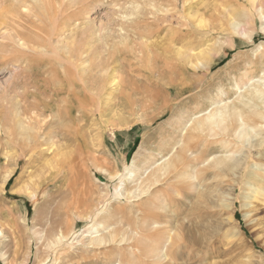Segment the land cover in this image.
<instances>
[{"label":"rangeland","instance_id":"374dc122","mask_svg":"<svg viewBox=\"0 0 264 264\" xmlns=\"http://www.w3.org/2000/svg\"><path fill=\"white\" fill-rule=\"evenodd\" d=\"M31 1L0 0V264H264V142L196 127L264 83V0Z\"/></svg>","mask_w":264,"mask_h":264},{"label":"bare ground","instance_id":"6f19581e","mask_svg":"<svg viewBox=\"0 0 264 264\" xmlns=\"http://www.w3.org/2000/svg\"><path fill=\"white\" fill-rule=\"evenodd\" d=\"M12 1V0H11ZM31 0H19V2H21L20 3V6H22L23 8L22 9H24V10H26V12L28 11V9L30 10L31 9V7H29L30 6V2ZM36 1V4L34 5L35 7L34 8H37L38 9V11L39 10H45V14L46 15H48L49 16V14H50V6H49V0H34V2ZM37 1H41V3L43 4V5H41V7H39V5H38V3L39 2H37ZM52 1V0H51ZM54 1H56V0H54ZM251 1V0H250ZM253 1V4L255 3L254 1L255 0H252ZM32 2V1H31ZM57 2V1H56ZM56 2H54V3H56ZM68 2V1H67ZM66 2V3H67ZM86 2V1H85ZM51 3H53V2H51ZM69 3V2H68ZM67 3V4H68ZM71 3V2H70ZM69 3V4H70ZM75 3V2H74ZM250 3V2H249ZM258 3V2H257ZM17 4V3H16ZM66 4V5H67ZM257 6H258V4H256ZM44 6V7H43ZM57 6V5H56ZM79 6H80V4H79ZM253 6H255V5H253ZM260 6V5H259ZM33 7V6H32ZM58 7V6H57ZM70 7V6H69ZM78 7V6H77ZM62 8H63V5H62ZM65 8V7H64ZM10 9V8H9ZM68 9V8H67ZM71 9V8H70ZM82 9V8H81ZM21 10V9H20ZM54 10V9H53ZM57 10V9H56ZM61 10V9H60ZM23 11V10H22ZM84 11V10H83ZM25 12V14H28V12L26 13ZM43 12V11H42ZM64 12V11H63ZM69 12V11H68ZM65 13H67V12H65ZM19 14H20V12H19ZM44 14V15H45ZM23 15V14H22ZM39 15H41V13L39 14ZM9 16V15H8ZM26 16V15H25ZM34 16V15H33ZM54 16V15H53ZM20 17V16H19ZM18 17V18H19ZM36 17V16H35ZM38 17V16H37ZM43 17H45V16H43ZM50 18V17H49ZM13 19V18H12ZM24 19V18H23ZM22 19V20H23ZM30 19V18H29ZM29 19H27V21L29 20ZM36 19V18H35ZM41 19V18H40ZM33 20V19H32ZM50 20V19H49ZM57 20V19H56ZM61 20H63V19H61ZM26 21V22H27ZM35 21V20H34ZM43 21H45V20H43ZM20 22V21H19ZM24 22V21H23ZM32 22V21H31ZM46 22V21H45ZM51 22V21H50ZM55 22V21H54ZM200 22V21H199ZM202 22V21H201ZM200 22V23H201ZM57 23V22H56ZM51 24V23H50ZM24 25V27H25V24H23ZM28 25V24H27ZM27 25H26V27H27ZM40 25V24H39ZM198 25H199V23H198ZM200 25H203V24H200ZM20 27H21V25H20ZM30 27H31V25H30ZM35 28L36 27V25L35 24H32V28ZM16 28V27H15ZM23 28V27H22ZM19 29V28H18ZM24 29V28H23ZM36 29V28H35ZM37 29H42V28H37ZM45 29V28H44ZM55 29V28H54ZM29 30V29H28ZM34 30V29H33ZM39 31V30H38ZM44 31V30H43ZM46 31V30H45ZM57 31V30H56ZM13 32V31H12ZM54 32H55V30H54ZM34 33H35V31H34ZM48 33H49V31H48ZM22 34V33H21ZM24 34V33H23ZM32 34V33H31ZM39 34V33H38ZM46 34V33H45ZM16 35H17V33H16ZM28 35V34H27ZM39 35H41V34H39ZM50 35V34H49ZM55 35V34H54ZM74 35V34H73ZM13 35H11V37H12ZM19 36V35H18ZM23 36H25V35H23ZM56 36V35H55ZM16 37V36H15ZM49 37V36H48ZM22 38V37H21ZM9 39H11L10 37H9ZM51 39V38H50ZM53 39H56V38H53ZM5 40V39H4ZM8 40V39H7ZM12 40V39H11ZM22 40H23V38H22ZM25 40V39H24ZM13 42H14V40H13ZM24 43H25V41H24ZM190 47V46H189ZM78 48V47H77ZM80 48V47H79ZM76 50V49H75ZM80 50V49H79ZM82 52V51H81ZM179 52V54H180V52L181 51H178ZM188 52V51H187ZM191 52V51H190ZM211 52V51H210ZM216 52V51H215ZM79 53V52H78ZM183 53V52H182ZM181 53V54H182ZM206 53V52H205ZM204 53V54H205ZM200 54V53H199ZM207 54V53H206ZM208 54H210V53H208ZM213 54H215V53H213ZM177 55V54H176ZM184 55H186V54H184ZM201 55V54H200ZM203 55V54H202ZM79 56V55H78ZM81 56V55H80ZM205 56V55H204ZM203 56V57H204ZM207 56V55H206ZM205 56V57H206ZM25 57V56H24ZM161 57V56H160ZM178 57H180L179 55H178ZM187 57V56H186ZM204 57V58H205ZM156 58V57H155ZM181 58V57H180ZM189 58V57H188ZM188 58H186V60L188 59ZM207 58V57H206ZM205 58V59H206ZM160 59V58H159ZM184 59H185V57H184ZM191 59H192V57H191ZM199 59H200V56H199ZM210 59V58H209ZM79 60V59H78ZM157 60V59H156ZM162 60V59H161ZM181 60H183V59H181ZM180 60V61H181ZM185 60V61H186ZM198 60V59H197ZM204 60V59H203ZM154 61V60H153ZM188 61V60H187ZM191 61H193V59L191 60ZM157 62V61H156ZM155 62V63H156ZM172 62V61H171ZM182 62H184V61H182ZM190 62V61H189ZM194 62H196V61H194ZM185 63V62H184ZM187 63V62H186ZM185 63V64H186ZM201 63V62H200ZM200 63H197L196 62V64H200ZM162 64H164V63H162ZM191 64H193V63H191ZM157 65V64H156ZM178 65V64H177ZM208 65V64H207ZM165 66V65H164ZM194 66V65H193ZM200 66V65H199ZM204 66H206V65H204ZM182 67H183V65H182ZM181 67V68H182ZM188 67V66H187ZM190 67H192V65H190ZM196 67V66H195ZM104 68H105V66H104ZM169 68V67H168ZM172 68V67H171ZM183 68H186V67H183ZM189 68V67H188ZM199 68H201V67H199ZM66 69H68V68H66ZM162 69H163V67H162ZM93 70V69H92ZM98 70V69H97ZM166 70V69H165ZM164 70V71H165ZM168 70V69H167ZM176 70H178V69H176ZM184 70V69H183ZM67 71V70H66ZM163 71V70H162ZM94 71H92V73H93ZM161 72V71H160ZM169 72H171V71H169ZM169 72H167V74L169 73ZM91 73V72H90ZM96 72H94V74H95ZM165 73V72H164ZM177 73V72H176ZM152 74V73H151ZM175 74V73H174ZM171 75H173V74H171ZM177 75V74H176ZM175 75V76H176ZM19 76H21V75H19ZM157 77V76H156ZM170 76H168V78H169ZM15 78V77H14ZM23 78V77H22ZM177 78V77H176ZM24 79H26V78H24ZM73 79V78H72ZM89 80V79H88ZM91 80H93V78L91 79ZM21 81H23V79L21 80ZM67 80H64V82H66ZM94 82H95V80H93ZM109 81H110V79H109ZM24 82V81H23ZM70 82H71V80H70ZM88 82H90V81H88ZM18 83V82H17ZM69 83V82H68ZM91 83V82H90ZM89 83V84H90ZM261 83V82H260ZM77 84V83H76ZM262 84V83H261ZM24 85H25V83H24ZM71 85V84H70ZM260 85V84H259ZM36 86V85H35ZM67 86V85H66ZM91 86V85H90ZM93 86V85H92ZM117 86V85H116ZM159 86V85H158ZM69 87V86H68ZM71 87V86H70ZM89 87V86H88ZM87 87V88H88ZM115 87V86H114ZM255 87V89L253 90V91H249V93L247 94V95H245L243 98H246L247 96H248V99H247V101H240L243 105H242V107H240V106H236V105H232L231 107H228V106H224V107H221V108H218V109H216L211 115H209L206 119H204L202 122H200V123H198L197 124V128L201 131V132H204L205 130H212V128L214 127V128H216V129H218V132L219 133H221V134H223V135H225L226 136V138L228 139V140H235L236 142H238L239 144H240V147L242 148V149H249L250 151H251V149H253V148H255V147H261V146H263L262 144H263V142H264V139L263 138H261V139H257L254 135H252V132H253V128H252V126H250V125H247L246 124V122L244 121V117H246V119L247 120H249V119H251V118H254V116H256V115H260V116H262V118L264 119V117H263V114H261L260 112H258V110H259V104H258V101L260 100V101H263L264 102V83L261 85V86H257V85H255L254 86ZM24 88L25 89H27V87L26 86H24ZM74 88V87H73ZM76 88V87H75ZM37 89V88H36ZM70 89V88H69ZM93 89H94V87H93ZM73 90V89H72ZM37 91H39V90H37ZM89 91V90H88ZM66 92H67V90H66ZM74 94V93H73ZM73 94H71V95H73ZM26 95V94H25ZM75 96V95H74ZM77 96V95H76ZM24 98H25V96H24ZM76 100V99H75ZM26 101V100H25ZM84 101H85V99H84ZM22 102H24V101H22ZM28 102V101H27ZM26 102V103H27ZM73 102V101H72ZM86 102V101H85ZM239 102V103H240ZM262 102V103H263ZM57 103V102H56ZM260 104H261V102H260ZM39 105V104H38ZM66 105V104H65ZM249 105H251V107H249ZM262 105V104H261ZM35 106V105H34ZM41 106V105H40ZM60 106V105H59ZM28 108H29V110H30V107L29 106H27ZM32 107V106H31ZM39 107V106H38ZM56 107V106H55ZM77 107V106H76ZM263 107H264V105H263ZM61 108V107H60ZM244 108H246L247 110L245 111L244 110ZM31 109H34V108H31ZM74 109H76V108H74ZM26 110V109H25ZM28 110V111H29ZM61 110V109H60ZM21 111V110H20ZM27 111V110H26ZM25 111V112H26ZM27 111V112H28ZM31 111V110H30ZM40 111V110H39ZM23 112V111H22ZM26 112V113H27ZM36 112V111H35ZM17 113H18V111H17ZM25 113V114H26ZM30 113V112H29ZM19 114H20V112H19ZM66 114V113H65ZM23 115V114H22ZM21 115V116H22ZM31 115V114H30ZM18 116V115H17ZM21 116H19V118L21 117ZM26 116V115H25ZM36 116H37V118H38V115L36 114ZM27 117V119H28V116H26ZM41 117V116H40ZM18 118V119H19ZM22 118V117H21ZM29 118H31V116L29 117ZM36 118V117H35ZM34 118V119H35ZM23 119V118H22ZM21 120V119H20ZM20 120H19V122H20ZM26 120V119H25ZM31 120H32V118H31ZM30 119H29V121H31ZM40 120V119H39ZM28 121V120H27ZM35 121V120H34ZM22 122H24V121H22ZM228 122H229V124H228ZM233 122H235L236 123V126L234 127L233 126ZM21 123V122H20ZM26 123V122H25ZM30 123V122H29ZM36 123V122H35ZM40 123V122H39ZM38 122H37V124L36 125H38L39 124ZM226 123H227V125H226ZM27 124V123H26ZM25 125V124H24ZM30 125V124H29ZM34 125V124H33ZM33 125H32V128H33ZM226 125V126H225ZM228 125H232L231 126V128H228ZM260 125V124H259ZM17 127V126H16ZM38 127V126H37ZM28 128V127H27ZM36 128V127H35ZM262 128H264V125L262 126ZM259 129V128H258ZM27 131V130H26ZM263 131V130H262ZM262 131H260V132H262ZM209 132V131H208ZM59 133V132H58ZM205 133V132H204ZM60 135V134H59ZM257 135V134H256ZM27 136V135H26ZM26 138V137H25ZM55 139V138H54ZM33 143V142H32ZM228 143V142H227ZM195 145V144H194ZM194 145H193V147H194ZM197 145V144H196ZM33 146V145H32ZM238 146V145H237ZM190 148H192V146L190 147ZM239 149V148H238ZM257 149V148H256ZM255 149V150H256ZM184 151V150H183ZM187 151H189V148H188V150ZM240 151V150H239ZM247 151V150H246ZM190 152H191V149H190ZM242 152V151H241ZM186 153V152H185ZM250 153V152H249ZM247 154V153H246ZM188 156V155H187ZM245 156V155H244ZM233 157V156H232ZM241 157V156H240ZM229 158H231V157H229ZM261 158V157H260ZM260 158H258V159H260ZM224 159V158H223ZM227 159H228V156H227ZM233 159H236V157L235 158H233ZM240 159L241 158H237V160L236 161H234V162H231V164H229L228 165V169L229 170H233V169H235L236 168V166L239 164V161H240ZM247 159V158H246ZM179 162L180 163H182V161H184L185 160V156H184V153H182V152H180V156H179ZM217 160V159H216ZM215 160V161H216ZM262 160H264V159H262ZM241 161H242V159H241ZM240 161V162H241ZM244 161H245V159H244ZM185 162V161H184ZM171 163H172V161H171ZM176 164H178V161H177V163ZM184 165V164H183ZM216 167H219V163H216V165H215ZM240 166V165H239ZM261 166V165H260ZM175 167V166H174ZM256 168H258V167H256ZM166 169V168H165ZM263 169V168H262ZM259 170H261V168L259 169H257V171H259ZM252 171H254V170H252ZM256 172V171H255ZM165 173V172H164ZM254 173V172H253ZM253 173H249V179H251V180H254L255 182H257V184H258V188L256 189V194H257V196L258 197H256V196H254V197H251V199L249 200V201H247L245 204H243V207L245 208L246 206H250L251 204H252V200L254 199V201L256 200V201H260V199L262 198V201L264 202V177L263 178H256L255 179V175L253 174ZM261 173V172H260ZM11 174V173H10ZM9 174V175H10ZM257 175H258V172H257ZM260 176V175H259ZM262 176H264V173H263V175ZM261 176V177H262ZM11 178V177H10ZM8 179V178H7ZM10 181V180H9ZM234 181V180H233ZM236 181V180H235ZM253 181V182H254ZM247 182H249V181H247ZM249 195V194H248ZM247 195V196H248ZM246 196V195H245ZM73 199V198H72ZM71 199V200H72ZM244 199L246 200L247 198H245L244 197ZM229 200H230V198H229V195H227V197H226V199H224V202L221 204V206H222V208H225L227 211H231L232 210V203L231 202H229ZM73 202V201H72ZM72 202H71V204H72ZM162 202V201H161ZM262 202V203H263ZM72 206V205H71ZM87 207V206H86ZM91 207H89V209H90ZM72 210V209H71ZM225 210V211H226ZM248 211V210H247ZM228 212V213H229ZM249 212V211H248ZM86 213V212H85ZM87 213H89V212H87ZM93 213V212H92ZM227 213V214H228ZM91 214V213H90ZM231 214H233V213H231ZM84 215H86V214H84ZM229 215V214H228ZM227 215V216H228ZM246 215V214H245ZM244 215V216H245ZM79 216H81V218H82V215H79ZM231 216V215H230ZM90 217V216H89ZM229 217V216H228ZM232 218V217H231ZM87 219V218H86ZM84 221V220H83ZM227 222V221H226ZM221 226H220V228L217 230L218 232H217V234L219 235L220 233H225L226 231H229L230 233H231V236L232 237H235V235H234V231H233V223L231 224H224L223 222H221ZM229 226H231V227H229ZM230 229V230H229ZM220 232V233H219ZM167 237V236H166ZM166 239V238H165ZM164 241H167V240H164ZM167 243V242H166ZM165 244V243H164ZM174 244L176 245V247H177V249H178V252L177 253H179L180 251L179 250H181V249H183V253H184V249H185V247H187V246H191V247H196V245H198L199 244V239H197V238H188V240H186V239H184L183 237H181V236H174ZM166 246V245H165ZM164 246V247H165ZM167 246H168V244H167ZM264 248V247H263ZM187 249V248H186ZM191 250H192V248H190ZM176 250V249H175ZM177 251V250H176ZM187 251H188V249H187ZM162 252V251H161ZM193 252V251H192ZM191 252V253H192ZM182 253V254H183ZM162 254V253H161ZM163 255V254H162ZM161 255V256H162ZM168 255V254H167ZM188 255H190V254H188ZM162 257H164V256H162ZM179 259H180V255H179ZM168 260V259H167ZM162 261H164L163 259H162ZM193 261V260H192ZM177 264V263H176Z\"/></svg>","mask_w":264,"mask_h":264}]
</instances>
